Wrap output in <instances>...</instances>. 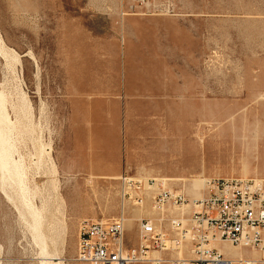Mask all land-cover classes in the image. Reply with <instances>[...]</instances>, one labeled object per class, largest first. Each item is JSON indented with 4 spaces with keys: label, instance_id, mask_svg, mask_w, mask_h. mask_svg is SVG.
<instances>
[{
    "label": "rangeland",
    "instance_id": "1",
    "mask_svg": "<svg viewBox=\"0 0 264 264\" xmlns=\"http://www.w3.org/2000/svg\"><path fill=\"white\" fill-rule=\"evenodd\" d=\"M0 39L14 158L50 253L0 181V264H90L75 260L79 226L120 214L117 176L169 178L189 203L192 179L264 177V0H0ZM157 194L126 201L129 247L141 219L190 229L192 207L153 208Z\"/></svg>",
    "mask_w": 264,
    "mask_h": 264
},
{
    "label": "built area",
    "instance_id": "2",
    "mask_svg": "<svg viewBox=\"0 0 264 264\" xmlns=\"http://www.w3.org/2000/svg\"><path fill=\"white\" fill-rule=\"evenodd\" d=\"M148 182L155 180L149 178ZM127 183L132 191L125 193L126 201L132 199L137 205L143 204L150 192L145 191L142 180ZM207 189L206 195L191 201L190 218H184L191 223L190 229L182 228L183 219H175L171 223L178 232L170 237L157 230L152 221L141 219L135 248L128 245V219L124 212L106 221L83 220L75 260L90 264H264V177L211 178ZM131 192L136 196L132 197ZM152 198L153 208L160 210L168 203L176 206L189 203L184 194L168 188ZM187 241L191 243L194 257H174ZM214 242L229 243L251 253L244 258L227 256L211 248ZM163 250L170 253L164 254ZM155 251L164 254L166 263H161V259L143 258Z\"/></svg>",
    "mask_w": 264,
    "mask_h": 264
},
{
    "label": "bare ground",
    "instance_id": "3",
    "mask_svg": "<svg viewBox=\"0 0 264 264\" xmlns=\"http://www.w3.org/2000/svg\"><path fill=\"white\" fill-rule=\"evenodd\" d=\"M2 49H3V46L0 45V50H2ZM13 127L14 126L12 125L10 117L6 111L4 96L0 92V173H1L0 181H1V186L5 190H7L6 186L17 187L16 193H17V196H18V199L20 202V209L22 212H24L26 215H28V216H30V218H32L31 228L34 231V238H35V240L40 242L42 253L49 255L50 253L46 250V245H45V241H44L45 235H44L43 230H42L43 220L45 218V210H44L45 206L40 207V206H37L35 204V202L33 200L34 192L31 191V189L27 186V183H26V171H25L24 167L22 166L21 161L16 160L14 158V153H15L16 147L13 144V140H12V136H11L13 129H14ZM15 130H14V132H15ZM118 179L122 180L121 188H120V192H121L120 214L122 212H124V206L126 203V198L124 196L125 193L132 191L131 186L127 183V181H141L142 180L143 188L145 189V191L151 192V193H156L157 191L160 192L162 189H165L167 187L169 181H170L169 178L153 177L155 182L151 183V182H148L149 177L137 178V177H125L123 175L119 176ZM209 180H210V178H208V177H199V178H195V179L191 180L194 182V185H195L194 188L196 189L195 190L196 191L195 192L196 198L204 196V193L207 189V182ZM6 195L8 197L10 195V193H9V195L8 194H6ZM43 202H45V200ZM47 203H48V201H47ZM191 204L192 203H186L184 205L179 206L180 213L183 212V210H189L190 206L192 207ZM46 212H47V210H46ZM174 220L175 219H173L172 221H174ZM218 244H220V243L214 242L213 244H210V246H211V248H217L221 253H223L227 256H230V255L224 253L218 247ZM224 244H227L231 248L236 250V255L231 256V257L244 258L245 256L250 255V253H251L248 250L240 249L238 247L232 246L229 243H224ZM148 253H149V255H146L143 258L161 259V263H166V262H164V261H166V259L164 258V254L162 252L155 251V252H148ZM176 253L177 254L174 253V257H178V258H185V257L192 258V257H194L192 247L186 248V252H184L183 249H181V250L177 251ZM51 255H54V254H51ZM54 259H55V257L49 256V257H46V260L42 261V262H43V264H61V261H59L57 263V262L53 261Z\"/></svg>",
    "mask_w": 264,
    "mask_h": 264
},
{
    "label": "crops",
    "instance_id": "4",
    "mask_svg": "<svg viewBox=\"0 0 264 264\" xmlns=\"http://www.w3.org/2000/svg\"><path fill=\"white\" fill-rule=\"evenodd\" d=\"M178 95L180 96V100L182 102L187 101L188 92H183V91L181 92L180 91V93ZM186 108H187V106H185L184 109H186ZM178 151L180 152L179 149H178ZM118 166H119L118 163L110 161V162L106 163V165L104 164V166H103V168H104L103 169V173L104 174H107L105 176H107L108 178H111L112 179V177L116 176V170H118ZM118 177L119 176H117L116 178L118 179Z\"/></svg>",
    "mask_w": 264,
    "mask_h": 264
}]
</instances>
